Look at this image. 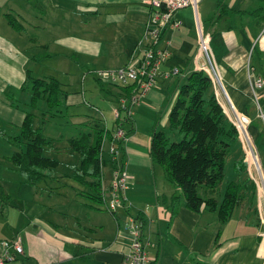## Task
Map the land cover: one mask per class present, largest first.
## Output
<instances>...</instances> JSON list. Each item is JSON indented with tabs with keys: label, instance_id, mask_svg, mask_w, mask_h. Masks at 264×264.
Instances as JSON below:
<instances>
[{
	"label": "crops",
	"instance_id": "crops-1",
	"mask_svg": "<svg viewBox=\"0 0 264 264\" xmlns=\"http://www.w3.org/2000/svg\"><path fill=\"white\" fill-rule=\"evenodd\" d=\"M148 1L0 0V121L15 129L23 124L25 114L16 107V94L8 93L25 84L29 71L33 77L55 76L60 82L62 76L68 90L74 86L75 72L80 81L89 71L124 68L145 37ZM7 15L24 28L14 30ZM175 18L182 27L167 30L162 42H169L172 57L159 68L156 86L135 106L133 129L124 145L126 201L114 215L106 205L94 203L84 204L89 217H79L82 210L76 207L77 222L66 227L42 215L29 217L13 237L6 238L23 239L24 254L11 264H124L133 239L129 220L138 216L145 221L144 244V234L149 232L146 245L152 264H264V196L256 185L245 184L247 198L237 206L242 210L221 223L216 212L196 213L184 202H173L182 195L181 189L167 181L164 169L151 156L153 134L170 127V112L180 89L197 71L200 31L211 38L223 77L221 86L213 85V92L225 113L243 114L253 125V79L262 76L255 55L263 57L253 45L264 25V0H201L197 10H179ZM28 27L34 32H28ZM42 62L51 63L52 74H40L45 73ZM172 69L181 73L165 78ZM85 102L80 92L69 91L68 108H80ZM111 180L112 176L105 178L104 187L109 189ZM223 199L224 195L217 200ZM103 213L111 215L109 226L100 222Z\"/></svg>",
	"mask_w": 264,
	"mask_h": 264
},
{
	"label": "trees",
	"instance_id": "trees-1",
	"mask_svg": "<svg viewBox=\"0 0 264 264\" xmlns=\"http://www.w3.org/2000/svg\"><path fill=\"white\" fill-rule=\"evenodd\" d=\"M220 12V15L223 14V10ZM7 17L14 30L20 32L24 28L18 19L11 15ZM174 70L166 75H175ZM98 82L101 83L102 79ZM212 85L211 79L203 71L193 72L189 76L181 87L169 116L170 130L178 131L183 138L180 141H172L166 132H155L151 141V156L155 163L164 169L167 181L181 189L182 195L174 197L173 202L177 205L184 202L186 208L196 213L216 212L220 222L226 223L232 218L237 206L247 198V179L229 183L221 203L216 198H206L199 194L201 188L216 189L225 180L226 159L231 154L233 143L239 140L236 127L228 121L215 93L211 91L209 96H206ZM114 86L119 89L118 93L113 95L116 105H119V99L124 95L128 98L134 95V85ZM28 87L32 92L33 109H36L40 102L46 103L47 111L44 117H59L63 113L62 109L68 108L69 91L57 78H36L28 72L23 90ZM88 117V121L82 125L91 127L93 132L69 140L70 148L80 159L75 166L72 180L83 190L79 191L75 187L73 189L76 193L78 191L77 194L105 206L104 143L107 139L113 141L119 128L125 129L126 135L129 136L133 129V118H125L124 121L115 119L113 128L109 129L104 119ZM36 119H39L36 114L26 113L17 135L2 133V136L21 149L11 158V162L23 174L27 183L40 191L46 188L38 185L52 179V173L59 166V161L45 155V150L51 149L53 143L45 137L41 128L35 127ZM117 145L120 151L119 159L123 164L124 142L118 141ZM116 168L117 165L114 164V169ZM235 168L239 174H243L247 171L248 164L241 160L236 163ZM134 218L143 227L144 219L139 216Z\"/></svg>",
	"mask_w": 264,
	"mask_h": 264
},
{
	"label": "rangeland",
	"instance_id": "rangeland-1",
	"mask_svg": "<svg viewBox=\"0 0 264 264\" xmlns=\"http://www.w3.org/2000/svg\"><path fill=\"white\" fill-rule=\"evenodd\" d=\"M252 1L256 2V0ZM257 5L258 4L256 3L254 7ZM36 23V25H39L38 23L40 22L36 21ZM28 32L34 31L28 27ZM255 59L260 74L264 77V57L259 58L255 55ZM50 64V62H42L41 68L45 70V73L40 72V74L46 76L52 74L53 67L51 68L49 66ZM45 65L48 67L45 68ZM99 75L100 72L98 71H89L83 76L81 75L79 81L78 72H75L73 74L74 86L68 87V90L80 92L82 97H85L87 102L83 103L84 105L80 106V108H64L62 109L63 113L60 114L59 117L55 118H52L50 115H47L46 117L43 116L47 111V105L45 102H40L38 107L33 109L31 106L32 92L30 87L23 90V85L20 89L14 90L12 93H8L9 95H13L14 93L16 94L18 104L16 107L20 108V112H23V115H26V113H34L39 117V119L35 120V127L41 128L45 137L53 143V147L51 149L47 148L45 150V155L58 160L59 166L52 173L51 180L43 181L38 185V187L41 186L46 188V191L44 193H36L37 188L29 185L23 174L16 169L11 162V158L16 154V152H20L21 149H19V147L15 144L8 142L2 136V133L14 136L17 135L19 131L18 129L7 126L5 123L0 121L1 241H6V238L13 237L16 233V229H18L29 217H34L35 215H42L44 219H52L54 221L59 220L62 223V227L69 225L72 226L77 222V220L73 218L76 207L79 210H82L80 213L82 215L79 217H89L87 216L89 212L84 204H94L95 202L83 195H75L74 191H72L73 187L79 189V191H82L83 188L77 186L72 180V176L75 172V166L78 165L80 159L79 156L70 148L69 140L74 137H81L84 134L93 132L91 127L82 125L84 122L88 121V116L104 119L108 128H113L115 120L113 108L116 106L113 102V95L117 94L119 89L111 85L110 82L106 80L99 83L98 80L101 79ZM60 77L62 82L65 81L62 76ZM87 77H89V81L85 86L84 80ZM26 80L24 83H26ZM159 83L160 85L164 84L162 81ZM213 88L214 87L212 85L206 96H209L211 91H213ZM109 92H111V94H109ZM250 113L254 119L251 133L254 137L258 154L264 167V121L255 117L257 114L256 108L254 109L252 107V109H250ZM169 128L170 127L167 128L166 133L172 141H180L183 138V135H181L178 131H172ZM113 144L114 142L110 139H107L104 143L103 159L105 161V165L103 167V172L104 178L106 179H109V177L113 175L114 164L112 162L111 154ZM25 148L26 147H24L23 150H25ZM241 160H245L246 162V154L242 139L239 138V140L233 143L231 147V154L226 159L225 180L216 189L201 188L199 190V194L202 197L222 199L223 195H225L226 187L233 181L239 182L242 180L243 182V180L247 179V183L251 182L254 184L250 178L249 170L243 174H239L236 170V163ZM51 191L55 194L58 192L59 194H62V196L55 194L51 195L49 193ZM241 208L242 207L236 208V215L242 210ZM92 214L93 213L91 212L89 215L92 216ZM110 216V214L103 213V215L99 217L100 222L109 226L111 224L109 219ZM162 224L165 225V222H162ZM148 237L149 232L148 234H144L145 244L148 242Z\"/></svg>",
	"mask_w": 264,
	"mask_h": 264
},
{
	"label": "built area",
	"instance_id": "built-area-1",
	"mask_svg": "<svg viewBox=\"0 0 264 264\" xmlns=\"http://www.w3.org/2000/svg\"><path fill=\"white\" fill-rule=\"evenodd\" d=\"M150 17L143 41L132 55L127 65L116 71L100 72L102 81L106 80L111 85L129 86L134 85L132 98L125 95L119 99V105L113 108L114 118L125 120L133 118L134 108L139 105L140 100L146 96L157 84L159 68L172 57L169 42L163 44V36L167 30H179L182 21L175 18L177 11L187 8L197 10L201 0H149ZM258 48L264 57V25L259 36L256 38L253 49ZM197 71L205 72L216 87L222 85L223 77L215 60L209 35L200 31L198 42V54L195 57ZM175 75L180 74L179 69L173 71ZM166 75L165 78H168ZM255 89V103L258 118L264 121V77L258 76L253 79ZM261 91L260 94L257 92ZM230 123L236 127L239 138L242 139L245 148L246 162L248 164L250 178L264 196V167L258 154L254 137L251 133L252 121L235 111L226 113ZM128 140L126 131L119 128L115 134L111 148L112 162L117 165L113 170L110 188H103L106 209L109 213L115 212L126 201L128 176L121 163L117 142L123 141L124 145ZM132 234V243L126 254L124 264H150L148 247L143 243L141 225L134 218L129 220ZM0 264H11L17 257L24 254L23 239L17 236L12 240L1 241L0 243Z\"/></svg>",
	"mask_w": 264,
	"mask_h": 264
}]
</instances>
